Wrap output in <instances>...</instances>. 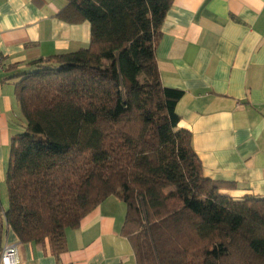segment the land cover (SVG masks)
<instances>
[{"label": "trees", "instance_id": "1", "mask_svg": "<svg viewBox=\"0 0 264 264\" xmlns=\"http://www.w3.org/2000/svg\"><path fill=\"white\" fill-rule=\"evenodd\" d=\"M89 46L41 57L16 84L26 119L11 141L7 226L59 257L67 230L110 196L126 204L136 264H264V198H234L204 176L180 127L183 90L156 50L174 0H66Z\"/></svg>", "mask_w": 264, "mask_h": 264}, {"label": "crops", "instance_id": "2", "mask_svg": "<svg viewBox=\"0 0 264 264\" xmlns=\"http://www.w3.org/2000/svg\"><path fill=\"white\" fill-rule=\"evenodd\" d=\"M66 3L0 0V187L7 185L12 137L26 127L16 96L21 74L41 57L90 44L89 21L58 17ZM156 55L163 84L184 91L180 127L192 133L204 176L231 197L264 198V0H174ZM120 201L108 197L68 229V250L59 257L21 242L7 226L0 257L15 244L20 264H136Z\"/></svg>", "mask_w": 264, "mask_h": 264}, {"label": "built area", "instance_id": "3", "mask_svg": "<svg viewBox=\"0 0 264 264\" xmlns=\"http://www.w3.org/2000/svg\"><path fill=\"white\" fill-rule=\"evenodd\" d=\"M5 68V60L0 56V71ZM0 264H20L18 247L15 244H7L2 250Z\"/></svg>", "mask_w": 264, "mask_h": 264}, {"label": "rangeland", "instance_id": "4", "mask_svg": "<svg viewBox=\"0 0 264 264\" xmlns=\"http://www.w3.org/2000/svg\"><path fill=\"white\" fill-rule=\"evenodd\" d=\"M7 184V183H6ZM120 205L126 209V204L120 201ZM9 207V196L7 185L0 187V239L1 235L4 236L7 230V223L4 217V211Z\"/></svg>", "mask_w": 264, "mask_h": 264}]
</instances>
